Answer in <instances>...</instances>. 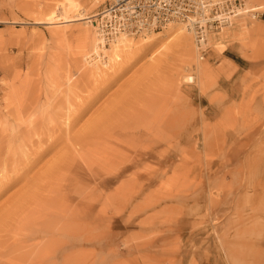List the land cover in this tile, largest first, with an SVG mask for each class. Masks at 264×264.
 Listing matches in <instances>:
<instances>
[{"label":"rangeland","instance_id":"obj_1","mask_svg":"<svg viewBox=\"0 0 264 264\" xmlns=\"http://www.w3.org/2000/svg\"><path fill=\"white\" fill-rule=\"evenodd\" d=\"M61 1L0 0V264H181L187 238L264 264V0L208 29L204 58L172 23L120 60L96 47L112 0H77L85 19Z\"/></svg>","mask_w":264,"mask_h":264},{"label":"built area","instance_id":"obj_2","mask_svg":"<svg viewBox=\"0 0 264 264\" xmlns=\"http://www.w3.org/2000/svg\"><path fill=\"white\" fill-rule=\"evenodd\" d=\"M211 6L200 0H112L97 14L96 28L103 46L110 45L123 34L146 35L159 32L172 23H194V38L202 58L206 53L207 30L223 28L228 17L239 12H249L243 0H217ZM220 16L222 18H220ZM228 16V17H227ZM101 54V53H100ZM92 60L97 59L96 54Z\"/></svg>","mask_w":264,"mask_h":264},{"label":"bare ground","instance_id":"obj_3","mask_svg":"<svg viewBox=\"0 0 264 264\" xmlns=\"http://www.w3.org/2000/svg\"><path fill=\"white\" fill-rule=\"evenodd\" d=\"M77 0H64L63 2H62V4L60 5V9H61V15L66 19L67 17H68V14H69V12H70V10H72V11H77V16H79L78 18L79 19H85V18H87V17H85L84 16V12H81V10L82 9H79V4L76 2ZM217 0H213V2H216ZM200 2H201V4H204L206 7L207 6H211V5H214L215 3H212L210 0H200ZM257 8H253V11H255ZM53 11V10H52ZM57 12V11H56ZM56 12H52V15L47 19L48 20V22L47 23H49V24H52V25H57V24H59V23H62V22H68V21H70V20H64V21H60V22H58V21H55L54 19L55 18H57L59 15H57L56 14ZM240 13H242V12H239L238 14H240ZM49 16V15H48ZM235 15H233L232 17H234ZM61 17V16H60ZM62 17V18H63ZM228 17V16H227ZM231 17V18H232ZM220 18H222L221 16H220ZM231 18H229L228 17V21L227 22H224L223 21V24H226V23H229L230 25H231V23H232V20H231ZM58 19V18H57ZM59 20V19H58ZM73 21V20H72ZM195 22H197V20H196V18H192L191 19V25L189 26L187 23L186 24H183V26H186L185 28L187 29V30H185L184 28H181L180 30H179V35H180V37L179 38H181V40H182V44L183 45H186V46H188L189 44H188V37H186L185 35H184V33L186 32L187 34H190L194 29H195V25H194V23ZM64 23V24H65ZM175 23H177V22H175ZM230 25H225V26H223V28H229L230 27ZM173 29L174 28H170V31H173ZM178 31V30H177ZM178 33V32H177ZM89 34V32L87 33V32H84V35L86 36V35H88ZM125 35H127V36H125ZM124 37V38H123ZM123 38V39H122ZM122 39V40H121ZM118 41H120V42H118ZM180 41V40H179ZM122 43V47H121V44ZM135 42H133V40H132V38L131 37H129V35L128 34H123L118 40H116L114 43H111L110 45V47H112L113 45V57H114V59H116L117 58V60L119 59L120 60V57H119V55H118V53H117V51H118V47H121V48H123V47H125V49H126V47L128 48V46L130 45V47L134 44ZM182 44L180 43L179 45H181V47H183L182 46ZM120 45V46H119ZM100 47V48H104L105 46H103L101 43H98V45L96 46V47ZM185 46V47H186ZM98 47V48H99ZM135 47V46H134ZM180 47V46H179ZM101 49V50H102ZM120 49V48H119ZM124 49V48H123ZM130 49V48H129ZM183 49H185V48H183ZM190 49V48H189ZM99 50V49H98ZM108 50V49H107ZM126 50H128V49H126ZM187 51V50H186ZM105 52H106V49H105ZM96 54V56L98 57V60L96 59V61H99V60H102L103 59V56H105L106 58H107V54H104L103 53V51H101V54H99L98 52L97 53H95ZM111 59V58H110ZM94 61V60H93ZM95 61V62H96ZM108 60H106V62H107ZM88 62V61H87ZM92 62V61H91ZM109 62V61H108ZM111 63V62H110ZM96 64V63H95ZM90 65V64H89ZM92 65V64H91ZM100 64H98V66H99ZM93 66V65H92ZM95 66V65H94ZM97 65H96V67L97 68H95L96 69V71L94 70V71H92L93 72V75H95V74H98L99 72H97V71H99L100 69H99V67H98ZM105 66H107V64L105 65ZM101 68H103V67H101ZM105 68V67H104ZM85 72V75L84 76H90V71L88 72V71H84ZM93 77V76H92ZM96 78V77H95ZM189 79V78H188ZM128 125H129V123L128 122H125V127L127 126L128 127ZM130 126V125H129ZM115 128V127H114ZM126 129H128V128H126ZM96 131V130H95ZM106 131V130H105ZM121 131V130H120ZM107 133V132H106ZM108 134V133H107ZM112 134H113V132H112ZM80 137L78 138V145L81 147V146H86V145H88L89 143V141H85V138L86 137H84V136H81V135H79ZM108 136V135H107ZM74 142V141H73ZM96 143V142H95ZM94 143V144H95ZM102 143V142H101ZM74 146V145H73ZM86 148V147H85ZM85 150V149H84ZM86 151V150H85ZM72 156V155H71ZM70 156V157H71ZM76 160V159H75ZM65 161V160H64ZM3 183V182H2ZM9 184V183H8ZM7 184V185H8ZM4 188V187H3ZM24 206V205H23ZM11 228V227H10Z\"/></svg>","mask_w":264,"mask_h":264},{"label":"crops","instance_id":"obj_4","mask_svg":"<svg viewBox=\"0 0 264 264\" xmlns=\"http://www.w3.org/2000/svg\"><path fill=\"white\" fill-rule=\"evenodd\" d=\"M244 62L245 61L240 62L238 56L234 58L231 55L224 54L222 58L219 59L217 64L223 71L235 72V71H241V70L243 71L244 68L242 67V65ZM187 241H188V238L185 240V244L187 245L183 247L181 264H212V258L207 257L205 255V252L203 253L205 248L202 246L203 245L202 242L200 244L195 241L191 243H187ZM213 264H216V263H213Z\"/></svg>","mask_w":264,"mask_h":264}]
</instances>
